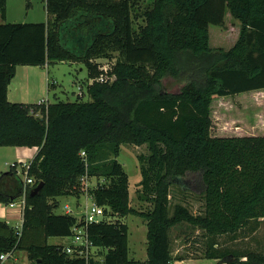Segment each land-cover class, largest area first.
<instances>
[{"label":"trees","instance_id":"obj_1","mask_svg":"<svg viewBox=\"0 0 264 264\" xmlns=\"http://www.w3.org/2000/svg\"><path fill=\"white\" fill-rule=\"evenodd\" d=\"M6 1L0 0L2 21ZM139 1L44 0L46 22L0 23V148L38 150L27 170L32 184L16 162L0 174V202L24 198L20 229L0 221V255L22 251L30 264H172L170 230L186 223L203 232L206 258L264 264L263 252L217 242L247 240L264 221V135L211 131L215 102L264 94V0H151L142 10ZM228 19L238 33L223 42L227 49L214 46L221 41L215 30ZM74 40L78 52L69 47ZM99 59L114 60L111 81H96ZM64 61L86 66L93 80L88 101H8L17 66ZM122 145L147 148L137 158V195L152 205L147 212L130 205L128 175L117 160ZM93 178L102 182L86 186ZM173 186L198 195L202 213L180 203L170 212ZM83 194L102 209L101 221L56 213L57 198ZM129 215L145 221V260L129 259ZM75 226L102 251V261L48 243L72 237Z\"/></svg>","mask_w":264,"mask_h":264},{"label":"rangeland","instance_id":"obj_2","mask_svg":"<svg viewBox=\"0 0 264 264\" xmlns=\"http://www.w3.org/2000/svg\"><path fill=\"white\" fill-rule=\"evenodd\" d=\"M31 2L29 7H26L28 2ZM151 0H140L141 10ZM29 2V3H30ZM44 0H8V8L10 10L6 22L11 23H37L46 22V13L44 10ZM228 13L226 14L227 18ZM32 20V21H31ZM141 22V21H140ZM218 28V27H217ZM216 29L215 26H210V33ZM238 33L237 27L232 25L230 19H228L224 28L215 30L214 37L220 39L219 44L214 45V40L210 37V44L227 49V44L233 41L235 34ZM223 42L227 44H223ZM232 43V42H231ZM69 44V43H66ZM79 44L78 41L72 42L69 47ZM81 45V44H80ZM79 45V47H80ZM223 45V46H219ZM79 47L76 52L79 51ZM107 69L111 66L114 60L107 61L105 59L97 60ZM71 62H58L54 65H50L47 69H44V85L46 87L45 78H47L50 85H48V95H44L45 99H49V102H75L80 96L82 101H88L89 96L87 94L86 84L82 83V91L80 86L75 84L77 81L85 82L87 78L86 66L81 62L70 64ZM74 63V62H72ZM22 73L18 74V81L25 85V77H22ZM36 79V78H35ZM41 79L38 81L40 82ZM53 81L57 83L55 87H52ZM29 82L32 84V80ZM37 82V80H36ZM39 84V83H38ZM37 85V83H36ZM31 85H29L30 87ZM32 89V88H31ZM35 93L36 87L32 89ZM33 95V94H31ZM28 95L29 98L32 96ZM55 95V97H54ZM36 97L29 99L28 104H37L39 101ZM80 99V98H79ZM212 134L213 135H264V94H253L243 98H226L221 101H217L212 106ZM19 149H25L26 151H33L35 147H20ZM30 149V150H28ZM141 154H148L147 148L143 146L122 145L120 148V154L117 157L118 162L122 165L124 171L128 175V190L130 197V205L132 208L147 212L152 209V205L146 201L139 200L137 190L139 189L138 183L141 180V174L139 169L138 156ZM29 159L17 160L13 155L6 154L4 150L0 149V174L10 169V165L17 162L18 168L21 169V161L28 163L33 157ZM24 179V177H22ZM102 179H91L85 182V185L89 187H95ZM100 182V183H101ZM180 183V182H179ZM172 206L170 212L173 210V204L180 203L188 207L191 213L194 215L201 214L203 209V201L196 194L191 192L181 193L177 186L172 188ZM60 208L56 213H64V204L67 203L72 210V215L81 219V215L84 214L86 205L90 206L91 201L86 198V194H83L80 198L76 199L68 197L67 199L59 198ZM20 204L17 202L16 207ZM9 204L0 202V221H10L13 226H19L20 221H15L13 218H9ZM124 222L128 226V256L129 259L145 260L146 259V225L145 221L136 215H129L124 218ZM202 231L194 229L192 226L182 223L176 225L170 230V251L173 260L172 264H218L214 262V259H208L205 257L207 250L205 237L202 235ZM79 241V240H78ZM74 236L65 238H49V244L62 243L65 246L73 245L78 242ZM218 247L224 249L233 250L239 249H255L264 253V222L256 234L249 236L247 240L244 238L231 242L228 236L217 238ZM221 248V249H223ZM102 251L93 249L90 255L95 259H103L101 255ZM185 257V262H179L178 257ZM2 264H30L27 259L26 253L22 251L15 252L8 260ZM226 264V263H221Z\"/></svg>","mask_w":264,"mask_h":264},{"label":"crops","instance_id":"obj_3","mask_svg":"<svg viewBox=\"0 0 264 264\" xmlns=\"http://www.w3.org/2000/svg\"><path fill=\"white\" fill-rule=\"evenodd\" d=\"M30 5H31V2L29 3V6ZM43 8L45 10V4H44ZM9 12H10V10L8 8V0H7L6 1V19H5V21H2L0 19V23L1 22H6ZM45 13H46V11H45ZM46 18H47V16H46ZM64 62H67V61H64ZM61 63H63V62H61ZM75 63L76 62H74V63L71 62L70 64L72 65V64H75ZM47 67L48 66H17L16 67V74H15L14 78L10 81V83L8 85V89H7V99H8V101L12 102V103L28 104L26 102H28L29 99H31V98L33 99V97H36L35 95H37V100L39 102L43 101L44 100V95L45 94L48 95L47 92L49 90H48L47 87H48V85H50L48 80H47V78H45V82H46V87H45L44 81H43V78H42V77H44V69H47ZM20 72L23 74L22 77L23 78L25 77V80H26L25 81V83H26L25 85H22L18 81V79H19L18 74ZM30 79L32 80V84L29 82ZM39 79H41L40 82L38 81ZM36 80H37V82H36ZM90 82H91V80H88V78H86L85 82L77 81L75 84H78L80 86L79 87L80 91H82V83L86 84V87H87V84H89ZM36 83H37V85H36ZM29 85H31V86L29 87ZM55 85H57V83L55 81H53L52 87H55ZM34 87H36V90H39L38 93H35V90L34 91L32 90ZM31 94H33V95H31ZM28 95H29V97H30V95L32 97L29 98ZM54 97H55V95H54ZM45 101H46V103H51V102H49V99H45ZM19 148L20 147H2L0 149L1 150L3 149L6 154L13 155L15 158H17V160L29 159V157H32L33 155H36L37 151H38L37 148L35 150H33V151H26L25 149H19ZM28 150H30V149H28ZM30 161H32V160H29L28 163H30ZM20 163H21V167H22L23 162L21 161ZM24 163H26V161ZM59 198L67 199L68 197H59ZM59 198H57V201L59 203L58 209L60 208ZM16 204H17V201H16L14 207H10L9 206L10 210H9V216L8 217L9 218H13L15 221H20L19 226H13L10 223V221H7V220H5V222L9 226L18 229L21 226V223H22V209L20 207H16ZM65 205H67V203H65L64 206ZM64 206H63V208H64ZM263 222L264 221H261L258 230L260 229V227L263 224ZM256 232L254 234H256ZM55 244H61V245L65 246L61 242L60 243H55ZM185 261H188V260H179V262H185ZM212 261H214L216 263L218 262L217 259H214Z\"/></svg>","mask_w":264,"mask_h":264},{"label":"built area","instance_id":"obj_4","mask_svg":"<svg viewBox=\"0 0 264 264\" xmlns=\"http://www.w3.org/2000/svg\"><path fill=\"white\" fill-rule=\"evenodd\" d=\"M109 69V68H108ZM108 69L104 66L100 67V70L103 71L98 78L96 79V81L98 82H107V81H111L113 79V77H108L107 75V71ZM93 80H91L92 82ZM90 82V83H91ZM42 101H40L39 103H41ZM83 155V153H82ZM29 168V163H23L20 173L22 174V177H24V181L27 184H32L33 181L32 179L27 178V170ZM87 186V185H86ZM86 198L90 200V198L86 195ZM17 202H19L20 204V208H23V204H24V198H20ZM16 202H13L11 204H9L10 207H14ZM64 213L66 214H70L72 215V210L69 208L68 205L64 206ZM81 217L83 218L85 223H97L99 221H101L102 219V209L97 207L94 203H92L90 206L87 204L86 208H85V212L83 215H81ZM20 229V227L18 228ZM73 236L75 237V239L78 241L73 245H69V246H65L64 251L66 254H68L69 256L72 257H80V258H84V259H90L93 258L90 255V252H92L93 249H96L95 247L92 246V244L90 243V241L87 239L86 235L84 234L83 228H79V227H73ZM9 254H1L0 255V264L4 263L6 260H8ZM95 259V258H93ZM98 261H102V259H95Z\"/></svg>","mask_w":264,"mask_h":264},{"label":"water","instance_id":"obj_5","mask_svg":"<svg viewBox=\"0 0 264 264\" xmlns=\"http://www.w3.org/2000/svg\"><path fill=\"white\" fill-rule=\"evenodd\" d=\"M43 187V182H40L31 192L30 195L33 196L34 194L38 193L41 188Z\"/></svg>","mask_w":264,"mask_h":264}]
</instances>
